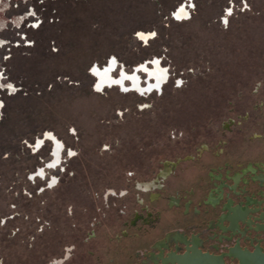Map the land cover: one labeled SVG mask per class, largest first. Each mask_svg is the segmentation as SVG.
<instances>
[{
  "label": "rangeland",
  "instance_id": "374dc122",
  "mask_svg": "<svg viewBox=\"0 0 264 264\" xmlns=\"http://www.w3.org/2000/svg\"><path fill=\"white\" fill-rule=\"evenodd\" d=\"M180 5L188 11L184 20L173 16ZM2 23L0 254L11 264H22L27 249L44 240L53 247L55 225L70 234L73 195L84 185L101 190L117 184L113 174L126 169L123 152L134 157L138 147L149 151L152 145L159 160L171 158L162 148H175L184 129L214 131L241 95L239 109L263 98L264 0H0ZM138 33L155 35L144 44ZM112 58L127 73L161 60L170 77L163 96L140 98L117 87L97 91L93 66ZM140 106L146 111L139 113ZM47 132L65 151L58 167L33 177L53 161L49 143L34 150ZM178 155L174 149L172 157ZM74 171L81 172L78 183L71 180ZM49 183L55 186L45 190ZM103 246L97 245L100 254Z\"/></svg>",
  "mask_w": 264,
  "mask_h": 264
},
{
  "label": "flooded vegetation",
  "instance_id": "af4514ba",
  "mask_svg": "<svg viewBox=\"0 0 264 264\" xmlns=\"http://www.w3.org/2000/svg\"><path fill=\"white\" fill-rule=\"evenodd\" d=\"M181 7L188 14L186 5H180L173 13L177 20L188 16L176 17ZM138 34L146 38L145 42L138 35L144 44L153 38L151 33ZM113 59L100 68L94 67L101 73L95 75L92 71L96 90L99 84L101 90L117 87L123 94L133 92L140 98L153 92H157L155 98L163 96V85L170 77L162 71L165 68L161 67V60L141 63L127 73L123 66L118 69ZM116 69L119 73L113 76ZM139 73L144 74V82ZM113 80L120 83H112ZM261 95L258 103H245L246 109L237 108L244 106V99L239 96L240 104L230 103L228 118L214 131L206 133V126L184 129L183 140L175 148H162L161 153L171 158L159 160L152 145H148L149 151L138 147L135 152L140 150V154L134 157V152L121 151L127 157L121 161L126 169L113 174L117 184L101 190L84 185L81 194L77 190L79 195H73L74 205L70 206V234L64 236L55 225L54 234L58 236H54V241H58L49 247L42 241L45 231L41 225L38 233H42V245L27 249L22 264H186L199 257L239 264L241 257H263L264 92ZM140 107L139 113L146 111ZM257 111L258 114L253 113ZM46 143L51 145L53 161L38 169L33 177H44L46 166L60 165L63 143L47 132L34 142L35 152ZM174 149L182 155L173 158ZM62 171L68 173L64 168ZM80 173L72 172L71 180L78 183ZM47 186L45 190L55 183ZM50 225L49 222V228ZM61 241L65 244L61 245ZM99 242L104 244L101 254ZM111 246L115 249L110 255ZM96 254L104 255L101 259ZM5 257L0 254V264H11L5 262Z\"/></svg>",
  "mask_w": 264,
  "mask_h": 264
},
{
  "label": "water",
  "instance_id": "95a60500",
  "mask_svg": "<svg viewBox=\"0 0 264 264\" xmlns=\"http://www.w3.org/2000/svg\"><path fill=\"white\" fill-rule=\"evenodd\" d=\"M94 67L97 68V66H93V68ZM199 258L200 259L196 258V260L189 259L188 263L186 264H222V263H219V262L217 263L213 260H210L207 257H199ZM239 264H264V256L261 257L260 259L250 258V257H241L239 258Z\"/></svg>",
  "mask_w": 264,
  "mask_h": 264
},
{
  "label": "snow or ice",
  "instance_id": "6c2138e0",
  "mask_svg": "<svg viewBox=\"0 0 264 264\" xmlns=\"http://www.w3.org/2000/svg\"><path fill=\"white\" fill-rule=\"evenodd\" d=\"M245 6H246V5H245ZM178 11L183 12V11H184L183 7H181ZM227 12H228V15H231V9H228ZM33 15H34V13H33ZM177 18H179V16H177ZM225 23H227V21H225ZM138 35L140 36L141 39H144L145 42H146V38L144 37L143 34H138ZM151 35L154 36L155 33H152ZM112 62L115 63V59H113ZM156 63L158 64L159 62L157 61ZM145 70H146V69H145ZM92 71H93V74H95V75H100V74H101V73L99 72V69L93 68ZM107 71H109V70H108V69H105V72H107ZM162 71L166 73V72H167V69H163ZM125 78H126V79H132V77H125ZM112 83L119 84L120 81H118V80H113ZM7 87L10 88V89H13V91H15V89L13 88V86H12L11 84L7 85ZM96 87H97V90H98V91L101 90L99 84H97ZM125 91H127V89H125ZM70 155H74V153H70ZM50 166H51V165H50Z\"/></svg>",
  "mask_w": 264,
  "mask_h": 264
},
{
  "label": "bare ground",
  "instance_id": "6f19581e",
  "mask_svg": "<svg viewBox=\"0 0 264 264\" xmlns=\"http://www.w3.org/2000/svg\"><path fill=\"white\" fill-rule=\"evenodd\" d=\"M188 14H187V12L184 10L183 12H180V11H178V13L176 14V17L177 16H179V18H184L185 16H187ZM17 22V21H16ZM17 24V23H16ZM0 25H3V23L2 24H0Z\"/></svg>",
  "mask_w": 264,
  "mask_h": 264
}]
</instances>
